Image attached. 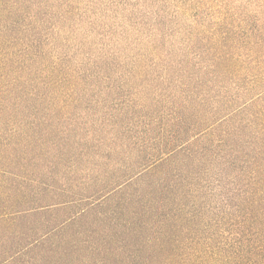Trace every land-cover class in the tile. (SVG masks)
<instances>
[{
	"label": "rangeland",
	"instance_id": "374dc122",
	"mask_svg": "<svg viewBox=\"0 0 264 264\" xmlns=\"http://www.w3.org/2000/svg\"><path fill=\"white\" fill-rule=\"evenodd\" d=\"M263 112L264 0H0V196L121 195L177 149L221 213L264 188Z\"/></svg>",
	"mask_w": 264,
	"mask_h": 264
},
{
	"label": "trees",
	"instance_id": "16d2710c",
	"mask_svg": "<svg viewBox=\"0 0 264 264\" xmlns=\"http://www.w3.org/2000/svg\"><path fill=\"white\" fill-rule=\"evenodd\" d=\"M260 114L253 140L259 147L252 150L264 157ZM176 150L163 152L121 195L48 199L38 206V199L1 195L0 264H264V188L246 189L245 197L226 201L227 211L207 213L201 198L186 190L192 155ZM247 176L249 184H264V168ZM140 184L149 194L132 192Z\"/></svg>",
	"mask_w": 264,
	"mask_h": 264
}]
</instances>
